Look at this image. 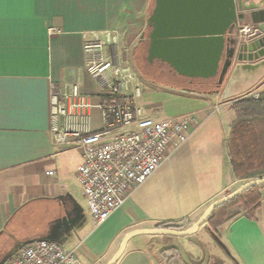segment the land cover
<instances>
[{
	"label": "crops",
	"instance_id": "obj_1",
	"mask_svg": "<svg viewBox=\"0 0 264 264\" xmlns=\"http://www.w3.org/2000/svg\"><path fill=\"white\" fill-rule=\"evenodd\" d=\"M244 2L250 20L252 12L264 10V0ZM153 5L154 0H0V264L26 244L53 239L76 249L81 264H107L130 232L171 223L178 231L190 229L214 202L244 185L226 148L236 118L231 105L262 93L257 89L264 57L234 65L218 96L191 101L202 119L194 115L198 123L187 143L170 150L158 171L107 221L94 226L87 201L89 213L83 209L78 217L75 203L81 207L86 200L75 177L82 153L75 144L52 141L50 87L66 90L77 83L96 99L82 34L115 30L122 34V47L131 48L126 42L131 36L133 44L145 31ZM101 127L95 110L91 131ZM262 193L254 219L239 216L221 226L220 242L207 223L185 236L180 245L186 246L187 262L176 241L143 234L127 243L116 264H264V185ZM202 229L211 241L198 242Z\"/></svg>",
	"mask_w": 264,
	"mask_h": 264
},
{
	"label": "built area",
	"instance_id": "obj_2",
	"mask_svg": "<svg viewBox=\"0 0 264 264\" xmlns=\"http://www.w3.org/2000/svg\"><path fill=\"white\" fill-rule=\"evenodd\" d=\"M248 11L245 2L240 3L237 54L240 62L264 57V31L248 18ZM82 36L86 71L96 83L98 94L94 99L77 83L66 90L52 84L51 134L55 145L75 144L80 149L83 160L75 177L86 197L93 224L99 226L125 204L135 188L158 171L169 149L187 143L198 122L194 115L157 119L147 114L140 104L143 80L129 59L131 48L121 45L120 32L87 31ZM252 96L259 99L260 94ZM95 110L100 111L102 127L93 132ZM4 264H81V261L74 248L56 241L37 240L23 246Z\"/></svg>",
	"mask_w": 264,
	"mask_h": 264
},
{
	"label": "water",
	"instance_id": "obj_3",
	"mask_svg": "<svg viewBox=\"0 0 264 264\" xmlns=\"http://www.w3.org/2000/svg\"><path fill=\"white\" fill-rule=\"evenodd\" d=\"M241 0H154L147 19L149 31L142 32L132 45V57L139 45L148 41L147 60L167 64L179 77L209 80L219 75L218 85H223L232 66L236 40L227 36L239 32V9ZM252 20L264 31V10L252 12ZM232 45V47L229 46ZM222 69H221V65ZM156 85V84H155ZM159 87H164L158 84ZM175 91L176 88L169 87ZM188 95L218 96L189 88L180 89ZM264 185V179L252 180L235 192L214 202L193 227L187 230L155 229L130 232L124 239L116 255L107 264H116L124 254L127 243L137 235L191 236L199 231L211 214L220 206L237 198L247 190ZM78 217H83V209L75 203ZM73 222V221H72ZM220 242L219 237L210 231ZM56 241L58 240H51ZM4 264V263H3Z\"/></svg>",
	"mask_w": 264,
	"mask_h": 264
},
{
	"label": "trees",
	"instance_id": "obj_4",
	"mask_svg": "<svg viewBox=\"0 0 264 264\" xmlns=\"http://www.w3.org/2000/svg\"><path fill=\"white\" fill-rule=\"evenodd\" d=\"M135 64L138 68L139 64ZM231 107L236 118L230 126L226 148L233 172L239 180L264 179V92L259 99L240 98ZM262 188L263 185L253 187L214 210L206 221L208 229L219 237L218 229L237 217L254 219L263 199ZM162 227L181 228L175 223Z\"/></svg>",
	"mask_w": 264,
	"mask_h": 264
},
{
	"label": "rangeland",
	"instance_id": "obj_5",
	"mask_svg": "<svg viewBox=\"0 0 264 264\" xmlns=\"http://www.w3.org/2000/svg\"><path fill=\"white\" fill-rule=\"evenodd\" d=\"M243 1L244 0H241L240 3H242ZM145 31H149L147 24H146ZM132 39H133V37L130 36V39L126 43L129 45H133L132 43H130V41H132ZM129 59H130L131 63L134 64V66L138 70V72H139V74L143 80L142 85H141L143 97L140 99V104L145 107V109L147 110V114L149 116L157 118L159 115H161L164 119H178L180 117L193 114L199 120L202 119L200 113H198L196 111L194 106L192 107L191 101H194V100L195 101H198V100L203 101L206 99H210V97H207L204 95H195V94L194 95H188V94L182 93L180 90L181 87L191 89L188 85L185 84V80L182 78H179V80L176 82V84L175 83L171 84L170 82L167 83V84H171V87L176 88L175 91L167 90L164 87H158L154 83L147 81V80L154 81L155 79H153L152 77H150L148 75H146L148 77H145L144 76L145 74L142 73L143 69L140 66H138V68H137L135 61H134V58L132 57V47H131V53L129 54ZM253 62H256V60L250 61V63H253ZM237 63H240V61L238 59L236 60L235 65ZM143 77H145V78H143ZM261 82H262V85L260 87H258V89H257L258 92H264V79ZM193 88H195V87H193ZM196 90H203V89L200 88V89H196ZM203 91H205V90H203ZM249 96H251V95H249ZM213 101H216V100L213 99ZM208 113H212L213 115L216 114L218 116L217 112L210 111ZM159 118H160V116H159ZM170 150H173V149H169V151ZM250 181H252V179L242 180V184L245 185L246 183H248ZM80 203H81L82 209H84L85 212L89 213V210L86 206V200L83 203V199H82V201ZM205 227H208V226L206 225ZM197 237H198V242L203 241L204 237H206V239H208V241H211L210 238H208L207 233L203 229L201 230L200 234ZM174 239H176V240H174ZM185 239H186L185 236H174V237L168 236L167 237V241H169V242L173 243L176 241L175 244L177 245L178 249L181 251V255H183L182 257L184 258L185 262H187L186 246L182 247L180 245V243H184L183 245L186 244ZM197 244H199V243H197ZM197 246L199 247L200 245H197ZM206 264H220V262L217 260L214 263L206 262Z\"/></svg>",
	"mask_w": 264,
	"mask_h": 264
},
{
	"label": "flooded vegetation",
	"instance_id": "obj_6",
	"mask_svg": "<svg viewBox=\"0 0 264 264\" xmlns=\"http://www.w3.org/2000/svg\"><path fill=\"white\" fill-rule=\"evenodd\" d=\"M239 27V26H238ZM238 34L235 35H228L227 38H229V41L236 40V46L235 47V56L234 60L232 63V66L230 67L227 76L225 78V81L231 72L232 68L234 67L236 60H237V54H238V47H239V32L237 31ZM148 41H144L139 45L135 52L134 60L139 64V66L143 69L142 73L145 74V77H152L155 79L154 81L147 80L148 82H152L158 86V84H162L165 89L170 90L169 87H171V84L175 83L179 80V78H182L185 80V84L188 85L191 89H200L202 88L203 90H197V91H202L203 93H215L218 90H221L223 85H218L219 82V75L213 79L209 80H201V79H189V78H183L177 76L171 69L170 67L165 64L161 63L159 61H155L153 64H150L147 60V51H148ZM230 47H232L231 44H229ZM223 64L221 65L222 69ZM148 75V76H146ZM224 81V83H225ZM170 82L171 84H167ZM159 87V86H158ZM195 87V88H193ZM184 87H181L182 89ZM195 89V90H196Z\"/></svg>",
	"mask_w": 264,
	"mask_h": 264
}]
</instances>
